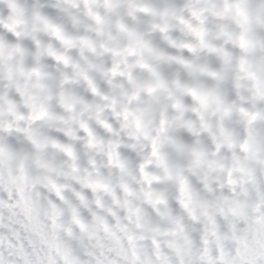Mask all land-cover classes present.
I'll return each mask as SVG.
<instances>
[{
  "label": "clouds",
  "instance_id": "obj_1",
  "mask_svg": "<svg viewBox=\"0 0 264 264\" xmlns=\"http://www.w3.org/2000/svg\"><path fill=\"white\" fill-rule=\"evenodd\" d=\"M0 264H264V0H0Z\"/></svg>",
  "mask_w": 264,
  "mask_h": 264
}]
</instances>
